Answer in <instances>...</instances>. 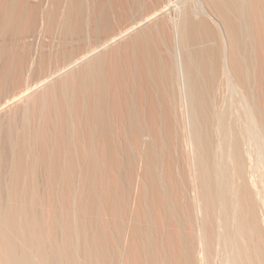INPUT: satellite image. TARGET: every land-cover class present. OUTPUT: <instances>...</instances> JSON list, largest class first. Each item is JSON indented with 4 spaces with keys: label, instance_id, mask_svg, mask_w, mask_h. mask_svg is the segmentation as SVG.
<instances>
[{
    "label": "bare ground",
    "instance_id": "1",
    "mask_svg": "<svg viewBox=\"0 0 264 264\" xmlns=\"http://www.w3.org/2000/svg\"><path fill=\"white\" fill-rule=\"evenodd\" d=\"M42 1L0 0V264H264V0Z\"/></svg>",
    "mask_w": 264,
    "mask_h": 264
},
{
    "label": "rangeland",
    "instance_id": "2",
    "mask_svg": "<svg viewBox=\"0 0 264 264\" xmlns=\"http://www.w3.org/2000/svg\"><path fill=\"white\" fill-rule=\"evenodd\" d=\"M33 1V3H36L38 0H32ZM153 1V0H152ZM175 1H177V0H167L166 1V3H164L163 5H164V8L166 9V10H168L169 12H170V10L172 11L173 10V8H174V3H175ZM148 2H151V0H147L146 1V3H148ZM173 2V3H172ZM42 3H43V7H47L48 6V4H49V0H47V1H45V0H43L42 1ZM151 3H153V2H151ZM150 3V4H151ZM171 4H173V5H171ZM147 5V4H146ZM145 5V6H146ZM144 6V5H143ZM145 6H144V8H145ZM170 6V7H169ZM136 8H137V6H135ZM135 8V9H136ZM138 8H140V7H138ZM134 8H133V11L135 12V14L133 13V18L135 19H131L130 20V18H132V17H130L128 20L126 19V20H124L123 21V26L122 27H125V26H127V25H129L130 23H131V25L132 26H135L134 25V23H136L140 18H144V17H141L143 14H144V12H143V14L142 15H140L142 12H140L141 10H143L142 8L141 9H136L135 10ZM145 10V9H144ZM167 11V12H168ZM138 12V13H137ZM137 13V14H136ZM140 13V14H139ZM137 15V18L136 17H134V16H136ZM140 17V18H139ZM137 19V20H136ZM140 21V20H139ZM132 22H133V24H132ZM142 22V21H141ZM56 33H58V31L56 32ZM55 34H53V36L51 35V34H49L48 32H46L45 30L44 31H41L40 33H31V34H28L26 37V40L28 41V43H31V45L33 46V47H37L38 45H40V46H46V47H48V49L51 47V46H54L53 45V43H56V38H57V34L54 36ZM54 39H55V41H54ZM52 41H54L52 44H51V42ZM84 43H87V40H85V41H83ZM44 46V47H45ZM50 46V47H49ZM77 46V44H75V46L74 47H76ZM82 49H83V47H81ZM55 62L54 61H52L50 64H48V65H46V67L49 69H46V70H48V71H53L54 70V68H55ZM43 75H44V73H43ZM42 74H40V75H37V73L35 74V72L34 73H31L30 74V76H29V78H28V82H29V84L32 86V88H34V87H36L38 84H39V82H41L42 80H43V78H42V76H43ZM218 89V88H217ZM217 89H215L214 90V92H213V99H214V101L216 100L217 102H219V101H223V99L225 98V96H226V92H225V90H217ZM216 91V92H215ZM18 95V94H17ZM17 95H15V96H12L11 97V99L12 98H16L17 97Z\"/></svg>",
    "mask_w": 264,
    "mask_h": 264
}]
</instances>
